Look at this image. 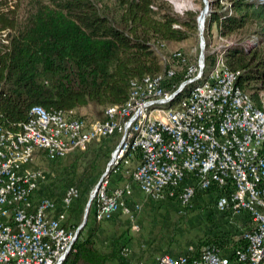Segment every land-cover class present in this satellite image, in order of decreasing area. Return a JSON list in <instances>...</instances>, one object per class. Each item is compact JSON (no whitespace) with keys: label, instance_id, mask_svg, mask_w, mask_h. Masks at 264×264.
Wrapping results in <instances>:
<instances>
[{"label":"built area","instance_id":"obj_1","mask_svg":"<svg viewBox=\"0 0 264 264\" xmlns=\"http://www.w3.org/2000/svg\"><path fill=\"white\" fill-rule=\"evenodd\" d=\"M198 29L204 44L205 18L198 17ZM8 34L0 28V46L9 43ZM210 38L207 70L204 52L191 59L180 49L156 51L163 69L131 78L126 100L108 103L101 118L34 105L17 131L0 124V264L63 261L78 232L65 221L80 191L69 183L59 198L38 193L46 175L33 160L40 154L55 160L115 134L118 142L92 193L95 220L122 212L139 229L141 203L129 202L132 183L110 185L113 172L130 167L131 180L148 196L192 206L198 193L210 191L228 222L247 223L235 245L207 243L197 251L190 245L160 252L152 264H264V91L258 106L225 62L234 40L218 31Z\"/></svg>","mask_w":264,"mask_h":264},{"label":"trees","instance_id":"obj_2","mask_svg":"<svg viewBox=\"0 0 264 264\" xmlns=\"http://www.w3.org/2000/svg\"><path fill=\"white\" fill-rule=\"evenodd\" d=\"M227 2L209 0L205 31L210 33L215 23L219 34H257L253 45L234 40L226 47L224 58L229 68L239 72L236 84L261 106L264 2ZM117 3L115 17L95 0H0V28L9 29V43L0 46L3 127L17 131L34 105L46 110L74 109L89 103L106 106L125 101L131 78L163 68L153 44L184 39L197 28L193 11L178 15L165 0ZM212 59V53L205 52V70ZM96 227L88 230L85 224L78 229L60 264H106L121 243L116 241L109 251L101 249Z\"/></svg>","mask_w":264,"mask_h":264},{"label":"rangeland","instance_id":"obj_3","mask_svg":"<svg viewBox=\"0 0 264 264\" xmlns=\"http://www.w3.org/2000/svg\"><path fill=\"white\" fill-rule=\"evenodd\" d=\"M95 1L101 9L111 12L115 17L117 16V0ZM165 1L178 15L186 16L187 11H193L197 28L194 32L188 28L192 33L181 40L156 41L153 44L155 52L160 50L165 54H169L172 50L180 49L188 54L191 59L201 53L202 45L204 54L205 52H209V40H211L210 37L212 34L217 31V28L216 24L213 23L210 33L207 34L206 31L204 33V44L200 43L198 36V16L204 7V0ZM220 3L224 5L228 4L227 0H220ZM186 19L191 20L188 17ZM174 26L180 27L179 24H174ZM228 36L232 40H242V43L248 41L252 36H256L257 41V34L255 33L247 35L246 32H236ZM174 65L176 68H179L177 62ZM104 108L105 105L89 103L75 107L74 111L76 114L92 120L103 117ZM118 137L119 134H115L108 138L93 140L85 149L71 151L55 160L48 159L43 154L34 158L33 162L41 167L46 175V179L42 182L38 193L59 198L67 184L73 183L78 187L80 195L75 200L78 217L71 227L75 228L79 226L85 214L86 218L83 225L87 224L88 230L91 227L89 225L91 222L92 225L98 227V222L93 221V196L91 197V195L106 169L111 152L118 142ZM127 182L131 183V181ZM212 198L213 196L210 191L198 193L192 206H182L176 197H168L166 195L152 197L143 192L137 196L134 193L129 199V202L138 201L141 203V209L136 214L139 229L132 228V223L128 219V216L121 214L124 223L113 237L101 238L100 235H96L95 233L96 242L103 250H111L115 246L116 241H118L117 244L121 243L117 250L119 255L118 259L113 260L111 259L112 256L107 260L106 264L116 262H121L122 264H139L143 259L138 262V254H142L146 258L147 256H153L154 258L160 252L175 254L184 251L190 245L197 251L207 243L224 245L237 244V236L241 228L247 223L242 220L228 222L223 214L215 209ZM88 201L89 205L87 206ZM99 223L105 224L104 220ZM124 247H127V254L121 253Z\"/></svg>","mask_w":264,"mask_h":264},{"label":"crops","instance_id":"obj_4","mask_svg":"<svg viewBox=\"0 0 264 264\" xmlns=\"http://www.w3.org/2000/svg\"><path fill=\"white\" fill-rule=\"evenodd\" d=\"M136 160L137 159H135L134 162ZM127 169H129V168L123 167L120 171L113 172L111 174V177H110V185L111 186L120 185V184H123L124 182L131 181L133 189H134V193L137 196H139L142 194V192H141V190H139L137 185L131 180V177L127 173ZM121 214H124V213H122V212L115 213L112 216V218H110L108 220H104L105 224L99 223L101 221L94 220V218H93V221L98 222L96 235H100L101 238H103V237L107 238V237H113L115 234H117V232L120 230L121 225H123V223H124L123 219L121 217ZM69 215H71V216L69 217ZM77 215H78L77 214V207H76V203L74 202L70 211H69L67 220L65 221V225H67L69 227L73 226V224L76 222V218L78 217ZM71 217L73 218L72 220H71ZM127 221H128V219H127ZM89 225L92 226V222ZM138 255H139L138 262L142 261L141 259H143V261H142L143 264H152L153 263V260H154L153 256L152 257L147 256V258H146V257H143L142 254L141 255L138 254ZM118 257H119V255H118V252L116 250L111 259L116 260V259H118ZM113 264H122V263L116 262Z\"/></svg>","mask_w":264,"mask_h":264},{"label":"water","instance_id":"obj_5","mask_svg":"<svg viewBox=\"0 0 264 264\" xmlns=\"http://www.w3.org/2000/svg\"><path fill=\"white\" fill-rule=\"evenodd\" d=\"M208 10H209V0H204V7H203V9L200 11V13H199V18H200V20H201V22L204 20V18H205V16H206V14H207V12H208ZM201 53L203 52V45L201 46ZM91 197H92V195H91ZM89 201H90V199H89ZM89 201H88V203H87V206L89 205ZM86 210H87V208H86ZM85 218H86V214L84 215V218H83V221L81 222V224L78 226V229L84 224V222H85Z\"/></svg>","mask_w":264,"mask_h":264},{"label":"bare ground","instance_id":"obj_6","mask_svg":"<svg viewBox=\"0 0 264 264\" xmlns=\"http://www.w3.org/2000/svg\"><path fill=\"white\" fill-rule=\"evenodd\" d=\"M199 21H201L200 18H199Z\"/></svg>","mask_w":264,"mask_h":264}]
</instances>
